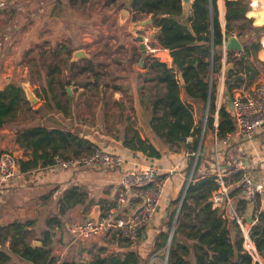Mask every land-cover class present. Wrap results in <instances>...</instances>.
Masks as SVG:
<instances>
[{"label": "trees", "instance_id": "trees-1", "mask_svg": "<svg viewBox=\"0 0 264 264\" xmlns=\"http://www.w3.org/2000/svg\"><path fill=\"white\" fill-rule=\"evenodd\" d=\"M223 4L224 34L218 21L217 0H193L186 17H183L181 0H128V10L133 21L138 16L150 17L152 28L159 30L156 34L157 42L170 56L163 53L162 60L168 61L171 58V66L167 67L165 63L156 60L149 65L150 69L158 72L156 83L165 89L163 97H157L152 105L149 126L156 136L163 139L166 149L157 147L153 140L141 139L139 133L133 130L129 136L123 134L121 147L125 153L138 154L139 158L145 157L147 162H163L169 152L176 156L196 152L199 142L197 134L202 133L201 116L207 104L203 137L211 138L214 131L213 115L216 112L217 137L222 138L234 131L235 126L226 106L235 90L248 87L259 77H264V62L257 59V53L261 50L260 39L264 37V24H251V19L246 16L250 10L246 0H224ZM228 35L237 37L242 52L227 53L225 65L232 64L233 67L224 79L223 102L217 110V79L213 75L222 68L223 41ZM179 76L183 86L180 85ZM53 81L52 77L48 83ZM35 95L40 97L37 92ZM25 105L27 101L19 85L12 83L0 90V129L16 124L19 121V110ZM54 108L64 112L61 104L55 101ZM198 111L201 116L196 115ZM195 123L198 129H195ZM187 138L192 141L188 143ZM14 141L24 154H28L27 160H16L20 171L26 173L51 166L55 156L83 153L78 148L84 138H80L75 130L47 129L36 124L18 129ZM90 145H87L89 149ZM94 145L113 152L100 143ZM199 165L198 160L183 196L180 193L171 201L174 209L168 217V228L172 225L177 209L179 212L166 264H189L192 258L193 264H259L253 262L242 249L243 238L238 225L224 211L212 208L209 198L216 184L212 176L198 174ZM189 167L185 171L186 176ZM86 201L87 193L81 189L65 190L58 199V214L63 215L76 205H84ZM237 206L243 213L249 208V203L240 198ZM32 224L26 221L0 226V264H11L13 259L28 264H146L135 249L122 255L104 257L97 251L85 263L81 260L60 261L52 256L53 235L50 231H45L36 239L39 246L28 241V227ZM250 238L264 264V213L257 216V223L250 229ZM124 240L129 241L126 238ZM166 240V235H163V244ZM6 243L8 247H5Z\"/></svg>", "mask_w": 264, "mask_h": 264}, {"label": "rangeland", "instance_id": "rangeland-1", "mask_svg": "<svg viewBox=\"0 0 264 264\" xmlns=\"http://www.w3.org/2000/svg\"><path fill=\"white\" fill-rule=\"evenodd\" d=\"M223 1L217 0L219 4ZM246 1L251 10V0ZM258 1L262 3V0ZM127 2L128 0H44L43 12L34 20L35 25L43 29L42 32L35 34L33 44L20 47L14 59L6 63L0 59V70L5 72V68L9 69L10 65H13V71H11L13 78H16L14 82L21 88L26 86L34 95L35 92L40 94V97L35 95L38 102L34 106L29 103L25 95L27 105L20 108L18 116L20 123L16 126L36 124L55 126L56 123L71 127L78 134L96 139L103 133L112 136L121 133L122 136L124 128L129 124L131 127H139L140 131L145 130L151 133L149 120L152 109L147 108V104L149 103L152 107L157 97H163L164 86L160 85L162 89L156 83L155 78L158 72L150 69L149 65L154 60L161 63L168 62L171 65V58L168 61L162 60L164 58L162 54L167 52L160 51L161 47L156 39L157 33L153 31L151 24L147 25L144 31L152 30L150 33L154 37L147 45L152 51L146 50L142 55L136 50L139 44L136 43L135 38L142 34L138 32L140 28H137L135 24L145 21L146 18L138 16L136 21H133ZM122 10H126L128 14L123 13ZM247 18L251 19L248 16ZM221 21L224 23V18ZM251 24L256 26L253 24V19ZM263 39L264 37L260 39L261 50H263ZM3 49L0 50V54ZM78 50L82 51L84 57L74 59L72 55ZM167 54L169 56V52ZM222 60H224L223 55L221 63ZM259 61L264 62V60ZM84 68L86 70H83ZM15 71L20 73L21 77H16ZM213 76L217 79L215 92L217 106V103L223 102L221 91L217 89L218 82L221 80L220 72ZM52 77L54 81L48 83ZM261 78L264 77H259L255 83L245 88L253 87ZM66 88L69 89L70 95L66 92ZM138 93L145 100L143 107L146 109L135 110L136 108L133 109L129 104L132 94L139 95ZM44 97H46L45 101H43ZM54 101L66 107L67 111H57L54 108ZM27 107H30V110H27ZM158 113L161 114V111ZM205 113L204 110L201 116L199 111L196 112V115L202 117V127ZM195 129H198V124ZM200 135L201 133L197 134V138H200ZM191 141L192 139H189L188 143ZM210 143V138L203 137L200 152L189 155L182 153L185 157L184 171H187L188 165L190 166L188 176L184 175L183 188L198 160L200 163L198 174L205 177L211 175ZM156 144L162 149V143ZM88 149L87 145H81L78 151L85 153L89 151ZM195 157H197L196 161ZM228 181L233 182L236 179ZM179 195L180 193L174 199ZM244 222L245 225L249 224L245 218ZM70 239L72 243H80V240L72 236ZM28 241L37 246L34 236L28 237ZM51 249L52 253L53 250L58 252L59 255L54 252L52 256L60 261L81 260L76 256L75 247L72 249L71 246L57 247V249L52 247ZM64 251L68 252L67 257L63 256ZM15 260L18 259H13ZM13 261L11 264H15ZM260 261L263 264V260L260 259ZM20 263L24 262L20 261Z\"/></svg>", "mask_w": 264, "mask_h": 264}, {"label": "crops", "instance_id": "crops-1", "mask_svg": "<svg viewBox=\"0 0 264 264\" xmlns=\"http://www.w3.org/2000/svg\"><path fill=\"white\" fill-rule=\"evenodd\" d=\"M43 4L44 0H5V6L0 12V50L4 48L0 54L1 61L6 63L11 59H14V56L18 53L20 47L33 44L32 40L35 37V34H38L37 32L39 31L42 32L43 29L37 27V25H35L36 21L34 22V20L43 12ZM222 6L224 8L223 2L221 4L217 2L218 21L221 31L224 34V15V23H222L220 19ZM250 18L252 19V17ZM262 45L263 50L257 53L258 60H264V39ZM160 51L168 53L167 50L161 49ZM222 55L224 60H222L223 67L220 71V76H222L227 53L223 51ZM170 66L169 63V67ZM5 70V72L0 70V90H3L9 84H16L14 82L16 78H13L12 72L13 65H10L9 69L5 68ZM16 72L17 71H15V73ZM15 75L16 77H21L20 73H16ZM218 83L217 89L221 91L223 97V76ZM163 91H165V89H163ZM138 94L139 95L132 94V100L129 104L132 105L133 109L136 108L135 110L138 108L146 109V107H143L145 100L141 98L140 93ZM45 99L46 97H44V100ZM116 99H118L117 94ZM220 105L221 102L219 103V106ZM147 108L152 109L149 103L147 104ZM62 109V111H67L66 107H62ZM228 109L229 105L226 106L227 111ZM18 123L20 122H17L16 124ZM16 124H13L12 126L6 125L0 129V153L10 152L18 159L27 160L28 154H24L14 141L16 131L21 128L16 126ZM42 126L47 129L58 128L64 131H74L71 127L60 126L56 123L55 126ZM72 127L74 126L72 125ZM133 130L139 133L141 139L148 138L149 140H153L156 146V143L159 145V142L162 143L163 146V139L156 136L153 130L150 129L151 133L145 130L140 131L139 127H131L130 124L124 128L122 136L121 133L116 136L103 133L96 139L92 136L89 137L88 135L83 136L81 133L78 135L80 138H84V141L81 142L82 145L100 143L104 145L106 149L113 151V153L121 154L126 160H128L126 165V168H128L137 163H149L145 157L139 158L138 154L132 155L125 153L124 148L121 147L123 134L129 136L130 132ZM241 151H245V153L243 154ZM225 156H231L230 160L234 157L243 156L253 167V176L264 182V128L252 142L244 145H232L230 151H227ZM169 157L173 159L172 161L181 163L183 171L166 186L162 197L161 207L155 215L153 223L143 231L137 242L126 241L121 235L80 240V243L71 242L72 240L70 239V236L72 235L69 232V228L72 224L89 219L95 206H98L100 213H102L113 204L114 192L118 186L121 173L113 174L99 169L77 172L71 170H59L49 166L28 171L23 173L22 177L11 179L3 184L0 183V226L10 225L14 222L24 223L30 221L33 224L28 227L29 238L30 236H34V241H36L38 237L48 230L53 235L51 248L54 247V249H57V247L71 246L72 249V247H75L74 250L76 256L81 258L83 263L90 261L92 255L97 253V251H100L102 257H104L108 255H122L128 250L135 249L140 258L146 261V264H163L165 258L168 257L167 240L163 244V235H166L168 239L170 233L169 229L172 228L174 222L173 220L170 228L167 227L168 217L174 209V206L171 205V201H174L177 194L181 193L185 180L184 174H186L184 171L185 168L183 167L185 157L182 154L175 155L174 157L177 158H174L173 153L171 154L169 152L167 158L163 162L160 160H155L154 162H157L160 167L165 168L171 163L169 162ZM71 188H79L87 193V201L84 205H76L74 208L66 211L63 215H59L60 205L58 204V199L65 190ZM231 195L235 201L238 202L240 200V193L235 181L231 182ZM141 202L142 196L136 191L131 192L127 199V204L124 207L125 211H134ZM241 215L250 223L253 216L252 206L249 205V208L241 213ZM5 247H8L7 243L5 244ZM53 251L55 254L59 255L56 250ZM63 256L67 257L68 252L64 251ZM13 262H15V264H27L25 262L20 263V260H15ZM189 264H193V258L190 260Z\"/></svg>", "mask_w": 264, "mask_h": 264}, {"label": "built area", "instance_id": "built-area-1", "mask_svg": "<svg viewBox=\"0 0 264 264\" xmlns=\"http://www.w3.org/2000/svg\"><path fill=\"white\" fill-rule=\"evenodd\" d=\"M4 6L5 1L0 0V12ZM151 40V36L147 32L142 35V44L149 51L152 50L147 45ZM219 107V103H217V110ZM228 113L235 129L222 138L217 137V112L214 115V131L210 144V176L214 178L216 189L211 193L209 201L213 209L224 211L238 225L243 238L242 249L253 262L261 264V257L250 238V229L257 223V216L264 213V182L253 176V167L243 156L234 157L230 160L231 156L225 155L227 151H230L232 145L250 143L263 130L264 78H261L251 88L235 90L229 101ZM203 129L204 126L200 135L202 140ZM189 139L187 138V142ZM241 152L245 153V151ZM16 160L10 152L0 153V183L3 184L11 179L22 177L23 173L20 171ZM172 160L169 157L171 163L165 168L160 167L154 161L146 164L137 163L126 168L128 160L121 154L106 151L95 145H92L89 151L85 153L55 156L50 167L59 170L80 172L99 169L113 174L121 173L118 186L114 192L112 206L100 213L97 221L86 219L72 224L69 228L72 237L77 240H90L120 233L129 241L138 240L141 233L153 223L155 215L161 207L166 186L183 171L181 163ZM191 176L192 170L183 188L182 196ZM229 179H236L235 183L240 198H244L253 208L252 220L248 225H245L237 201L232 198ZM134 191L142 196V202L134 211L126 212L124 207L127 204V199L129 194ZM255 208L256 210H254ZM166 259L167 257L163 264H166Z\"/></svg>", "mask_w": 264, "mask_h": 264}, {"label": "water", "instance_id": "water-1", "mask_svg": "<svg viewBox=\"0 0 264 264\" xmlns=\"http://www.w3.org/2000/svg\"><path fill=\"white\" fill-rule=\"evenodd\" d=\"M3 1H5V0H3ZM192 1L193 0H181L182 10H183V17H186L189 14L190 9H191V5H192ZM122 12L128 14V12L126 10H122ZM150 24H151V19L150 18H148V19L146 18L145 21L138 22V23L135 24V26L136 27L138 26L140 28V30L142 31L144 27H146L147 25H150ZM153 31L155 33H157L159 30L157 28H154ZM153 37H154V35H151V38H153ZM136 39L140 43V47L143 48L142 37L138 36ZM223 51H225L226 53H228V52H239V53L242 52V46L239 43V41H238V39H237V37L235 35H228L227 37H225V39L223 41ZM72 56H73L74 59H78V58H83L84 57V55L82 54V51H80V50L74 52ZM165 64L167 65V67H169V63L168 62L165 63ZM232 67H233L232 64L226 65L223 68V70H222V76L226 77L228 71ZM179 81H180V85L183 86V80H182L181 76H179ZM22 90L24 92V95H26V98L28 99L29 103L32 106L36 105V103L38 102V99L31 92V90L29 88H27L26 86H23ZM66 92L68 93V95H70V92H69L68 88H66ZM207 108H208V104H207V107H206V110H205V112H206L205 116L207 114ZM201 140H202V138L199 139L196 153L199 152ZM15 158L18 159L17 157H15ZM194 159L196 161L197 157H195ZM194 167H195V164L193 166V169H194ZM193 169H192V172H193ZM178 212H179V209H177V211H176L175 219H174L172 228L170 230V233H169V236H168V239H167V250H169V247L171 245V240H172L174 226H175V223H176ZM99 215H100V209H99L98 206H95L93 211H92V214L89 217V219H93L94 221H97ZM36 244H37V246L40 245L39 242H36Z\"/></svg>", "mask_w": 264, "mask_h": 264}, {"label": "bare ground", "instance_id": "bare-ground-1", "mask_svg": "<svg viewBox=\"0 0 264 264\" xmlns=\"http://www.w3.org/2000/svg\"><path fill=\"white\" fill-rule=\"evenodd\" d=\"M261 2L262 3L260 4L258 0H251V3H250L251 10L246 13L248 17H252L253 24L257 26L261 25L264 20V2L263 0ZM223 14H224V8L222 6L221 15H220L221 20L223 19Z\"/></svg>", "mask_w": 264, "mask_h": 264}, {"label": "flooded vegetation", "instance_id": "flooded-vegetation-1", "mask_svg": "<svg viewBox=\"0 0 264 264\" xmlns=\"http://www.w3.org/2000/svg\"><path fill=\"white\" fill-rule=\"evenodd\" d=\"M137 28H138V26H137ZM145 28V27H144ZM144 28H143V30L141 31H138L139 33H141L142 35H143V33H146L145 31H144ZM150 32H152V30H149ZM150 32H147L148 33V35H152ZM142 35H141V37H142ZM137 38V37H136ZM135 38V41H136V43H138L139 45L137 46V51L139 52V53H141L142 55H144L145 54V52H146V50H147V48L143 45V48H141L140 47V43L138 42V40ZM152 39V38H151Z\"/></svg>", "mask_w": 264, "mask_h": 264}]
</instances>
